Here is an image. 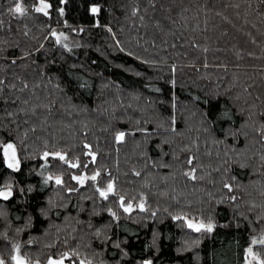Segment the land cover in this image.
<instances>
[{
    "label": "trees",
    "instance_id": "trees-1",
    "mask_svg": "<svg viewBox=\"0 0 264 264\" xmlns=\"http://www.w3.org/2000/svg\"><path fill=\"white\" fill-rule=\"evenodd\" d=\"M39 1L0 0V255L244 264L251 247L264 262V0Z\"/></svg>",
    "mask_w": 264,
    "mask_h": 264
},
{
    "label": "snow or ice",
    "instance_id": "snow-or-ice-1",
    "mask_svg": "<svg viewBox=\"0 0 264 264\" xmlns=\"http://www.w3.org/2000/svg\"><path fill=\"white\" fill-rule=\"evenodd\" d=\"M49 7H50V5L45 3L44 0H40V6L36 7L35 11L38 13H43L44 15H48L47 9ZM10 11H12L15 14H23L25 12V9L22 7V5L20 3H16L15 7L13 9H11ZM60 11H61V14H63V9H61ZM98 11H99V9L97 7H93L91 9L92 13H97ZM133 14H135V12ZM52 35L56 36L55 30H53ZM61 35H63V34H61ZM57 43H60V37L59 36H57ZM124 136H125V133L120 132L117 134L116 140L118 142H120L124 139ZM2 147H3V157H4V161H5L7 168L12 169L13 171H18L20 168V161L17 158L16 149H15L14 144L7 143V144H4ZM85 147H88V146L85 145ZM89 154L93 156V160H94L95 155L93 153H89ZM49 155L50 154L48 152L44 153L45 157H47ZM51 155H53L54 157H58L62 161H65V159H66L65 156L61 155L60 153H53ZM189 163H191V160L189 161ZM71 167L76 168V167H78V164H72ZM98 175H99V173H97L91 177L73 176L72 179L83 184L85 179H90V180L95 181L97 179ZM137 175H139V173H137ZM51 179H53V177H51V176L47 177L45 180V183H47ZM55 183L57 185L61 184L62 183L61 177H59V176L55 177ZM225 187L228 188L229 191H231L230 185L225 184ZM97 191L99 192L101 197H103L104 199H107L108 195L110 193L114 192V185H113V183L109 182L107 184L106 190L97 188ZM21 192H23V189H21ZM13 194H14L13 193V185L11 183L6 184L3 187H0V198H2L3 200H5V201L9 200L10 198L13 197ZM233 199H235V197H233ZM120 206L124 209L125 212H131L133 210V206L131 203H128L127 206H125L123 197H121ZM138 207L141 209V211L144 210L143 203L138 205ZM112 215L115 216V213H112ZM173 219L179 220V219H181V217L177 216V217H173ZM186 223H187L188 228H191L197 232H200L201 230L211 232L213 230V227H214V225L212 223H208V224L199 223V224H197V223H193L192 221H186ZM251 243L252 244L264 243V240H256L255 238H253ZM13 247H14V251L17 254L11 256V261L14 262V264H28V262L18 254L19 249H20V245H14ZM246 252L249 256H252L253 259L257 258L253 254L251 247L247 248ZM0 264H6L5 260L0 258ZM48 264H62V261L54 260V259L50 258L48 261ZM81 264H83V261H81ZM145 264H150V262L146 261ZM260 264H264V262H260Z\"/></svg>",
    "mask_w": 264,
    "mask_h": 264
},
{
    "label": "rangeland",
    "instance_id": "rangeland-1",
    "mask_svg": "<svg viewBox=\"0 0 264 264\" xmlns=\"http://www.w3.org/2000/svg\"><path fill=\"white\" fill-rule=\"evenodd\" d=\"M39 6H40V1H39V4H38V7H39ZM61 34H63V35H61ZM56 36H59V37H60V44H62L63 46H65L67 49H69V50H73V49L76 48L77 44L74 43V42H72V41H70V40L67 38V36L65 35L64 32H61V31L56 32ZM65 37H66V38H65ZM61 155H63V154H61ZM46 158H47V157L44 156V160H46ZM40 173H41V175H42V177H43L44 180H46L47 177L51 176V177H53V180L55 181V177H57V176H55V175L48 174V173H46L45 171H41ZM58 176H59V175H58ZM59 177H60V176H59ZM253 238H255L256 240H261V239L264 238V235H257V236H255V237H253ZM253 238H252V239H253ZM15 254H17V253L14 251V253H12V255H15ZM18 254H19L22 258H24V255H22L20 249H19V253H18ZM253 254L257 257L256 259H253L252 256H249V255L247 254V252H246V258H245V262H244V264H260V262H262L261 258H260L257 254H255L254 252H253ZM0 258L4 259L5 262H6V264H14V262H12L11 259H10V262H9V261H7L6 258L2 257L1 255H0ZM67 258H68V256L66 255V256H63V257H61V258L54 259V260L62 261V264H70L69 262H67ZM24 259H25V258H24ZM49 259H50V257L47 258L46 261H43V262H41V261H38V262H37V261H36V262H34V264H45V263L48 264ZM52 259H53V258H52ZM25 260H26V259H25ZM44 262H45V263H44Z\"/></svg>",
    "mask_w": 264,
    "mask_h": 264
},
{
    "label": "water",
    "instance_id": "water-1",
    "mask_svg": "<svg viewBox=\"0 0 264 264\" xmlns=\"http://www.w3.org/2000/svg\"><path fill=\"white\" fill-rule=\"evenodd\" d=\"M9 143H11V142H9ZM13 144V143H12ZM16 149V148H15ZM16 154H17V152H16ZM18 158V157H17ZM261 240H264V238L263 239H261ZM258 244H260V243H258ZM253 245H255V244H252L251 243V246H253Z\"/></svg>",
    "mask_w": 264,
    "mask_h": 264
}]
</instances>
